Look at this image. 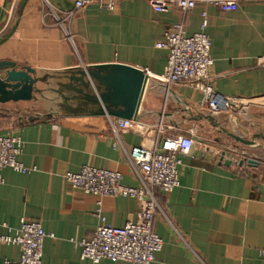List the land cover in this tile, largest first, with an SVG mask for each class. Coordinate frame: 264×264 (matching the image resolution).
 <instances>
[{"label":"crops","instance_id":"1","mask_svg":"<svg viewBox=\"0 0 264 264\" xmlns=\"http://www.w3.org/2000/svg\"><path fill=\"white\" fill-rule=\"evenodd\" d=\"M74 1L0 0V61L32 68L41 77L105 63L150 71L140 120L154 123L163 117L182 129L195 128L203 143L182 157L180 185L156 191L162 210L153 229L163 248L153 264H264V64L258 63L264 57V0H239L237 10L229 12L200 0L187 14L176 8L157 12L149 0H117L113 11L93 3L61 23ZM205 15L214 88L251 100L239 113L216 118L235 134L257 136L255 146L235 141L207 120H193L191 112L206 109L199 90L155 79L168 62V50L156 46L165 32L182 23L188 35L197 33ZM47 79L40 88L58 87L56 79ZM62 99L63 111L48 109L44 117L22 121L12 113L0 116V135L21 139L18 158L32 168L28 173L0 169V235H14L22 220L38 221L48 234L44 264H132L83 259L80 242L90 240L100 226L136 221L142 202L85 193L66 174L91 165L120 172L124 184L137 187L140 181L127 151L143 142L141 131L153 139L156 129L130 130L118 137L111 124L116 117L89 114L85 103ZM78 104L84 108L78 110ZM199 126L208 127L212 136ZM232 146L251 151L261 163L227 165L224 153ZM20 255V246L0 245V263L18 261Z\"/></svg>","mask_w":264,"mask_h":264},{"label":"built area","instance_id":"2","mask_svg":"<svg viewBox=\"0 0 264 264\" xmlns=\"http://www.w3.org/2000/svg\"><path fill=\"white\" fill-rule=\"evenodd\" d=\"M200 0H149L155 11L165 12L171 8L183 14L197 6ZM223 11H235L239 0H205ZM97 3L101 7L113 11L117 0H75L73 8L66 13L65 19L72 17L77 11ZM202 30L188 35L182 23L165 32L164 38L157 43L158 48L168 50V62L165 72L155 76L159 82L167 84H185L199 90L203 95L204 112L215 117L229 113L251 101L241 97H231L219 93L213 86L211 67L214 59L211 55V39L205 31L208 24L204 16ZM264 64V57L258 59ZM150 75V71H145ZM111 124L119 137L130 130H143L149 127L156 129L153 139H148L145 131H141L143 142L127 151L129 162L140 181V185L129 186L122 182L120 172L85 165L78 173L69 172L66 179L74 187L85 193L94 195H119L136 197L142 202V209L136 221H130L123 227L111 225L100 226L90 240L80 242L83 259L128 261L132 264H153L155 255L163 248V239L154 231L153 222L156 214L162 210L157 190L172 191L180 185L179 166L183 156L193 147L203 144L197 138L195 128L181 127L159 118L154 123L142 120L112 118ZM198 139V140H197ZM22 141L13 135H0V169L11 167L15 171L28 173L32 168L19 160L22 153ZM233 164L240 161L256 159L251 151L232 146L224 153ZM260 161V160H259ZM261 162V161H260ZM1 180V178H0ZM48 236L38 221L22 220L14 235H0V245H18L21 255L18 261L4 260L0 264H44L43 247Z\"/></svg>","mask_w":264,"mask_h":264},{"label":"water","instance_id":"3","mask_svg":"<svg viewBox=\"0 0 264 264\" xmlns=\"http://www.w3.org/2000/svg\"><path fill=\"white\" fill-rule=\"evenodd\" d=\"M0 70L4 71L0 75V104L37 99L45 90L40 88L39 84L48 83L47 78L50 77L56 79L58 85L51 87L52 91L60 93L67 101L85 103L88 109L83 108L89 114L136 121L140 120L150 82V76L144 69L124 63L77 67L61 74H48L47 77L38 76L36 71L29 67L19 68L12 61H0ZM65 91L71 95H67ZM191 113L193 120H207L213 127L239 143L257 145L255 140L257 136L249 139L235 134L224 127L215 116L206 112L201 111L195 115ZM225 163L231 165L229 160ZM260 163L256 159L247 162L250 166H257ZM239 165H245V161H240Z\"/></svg>","mask_w":264,"mask_h":264},{"label":"rangeland","instance_id":"4","mask_svg":"<svg viewBox=\"0 0 264 264\" xmlns=\"http://www.w3.org/2000/svg\"><path fill=\"white\" fill-rule=\"evenodd\" d=\"M66 94L69 95V92L65 91ZM59 93L52 91L51 87L45 88L42 95H38V99L34 101H30L27 103H21L13 106V107H1L0 108V116L3 114H16V116H19L18 118L22 121H28L31 118L35 117H44L46 114V111L50 109L53 113L55 112H62L64 109V102L62 99V96L57 95ZM71 95V94H70ZM240 108L232 109L229 113H224L222 115H219V118L221 117H229L236 113H239L241 110ZM227 114V115H226ZM2 120H4L2 117H0V123H3ZM222 123V122H221ZM202 130L203 134H207L205 136L211 137L212 132H210L208 127L205 126H199ZM218 135H220L218 133ZM224 136V135H222ZM225 137V136H224ZM255 153V152H254Z\"/></svg>","mask_w":264,"mask_h":264},{"label":"flooded vegetation","instance_id":"5","mask_svg":"<svg viewBox=\"0 0 264 264\" xmlns=\"http://www.w3.org/2000/svg\"><path fill=\"white\" fill-rule=\"evenodd\" d=\"M78 108V110H82L83 107L81 105H78Z\"/></svg>","mask_w":264,"mask_h":264}]
</instances>
